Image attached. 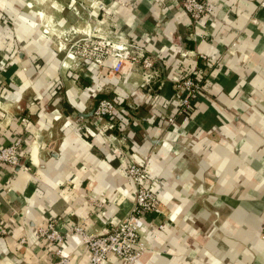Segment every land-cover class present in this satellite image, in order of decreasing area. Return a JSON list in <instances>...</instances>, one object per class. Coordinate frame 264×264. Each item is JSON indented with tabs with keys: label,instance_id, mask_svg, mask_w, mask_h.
Instances as JSON below:
<instances>
[{
	"label": "crops",
	"instance_id": "0c3cea01",
	"mask_svg": "<svg viewBox=\"0 0 264 264\" xmlns=\"http://www.w3.org/2000/svg\"><path fill=\"white\" fill-rule=\"evenodd\" d=\"M100 1L101 35L166 50L150 87L139 65L126 81L107 76L111 60L91 72L66 68L79 31L98 25L93 0H0V145L37 138L23 159L35 178L0 164V264L51 263L36 236L44 220H59L61 233L80 221L97 234L123 219L133 199L126 161L148 168L162 210L146 217L138 264H264V0H200L199 23L181 0ZM181 50L203 92L177 116L171 77ZM101 99L117 102L112 145L84 135ZM63 253L88 264L79 235H68Z\"/></svg>",
	"mask_w": 264,
	"mask_h": 264
},
{
	"label": "built area",
	"instance_id": "2783aa9c",
	"mask_svg": "<svg viewBox=\"0 0 264 264\" xmlns=\"http://www.w3.org/2000/svg\"><path fill=\"white\" fill-rule=\"evenodd\" d=\"M152 2L153 4L164 3L163 0H152ZM101 6L100 0H93L89 14L98 22V25H87L79 31L81 40L72 42L66 52V68L74 70L79 68L91 72L92 68L102 67L106 61L111 60L112 66L107 70V76H110V79L122 77L126 81L133 68L139 65L142 69L144 85L150 87L157 74L154 69V60L168 58L166 50L148 49L141 39L129 40L121 33L114 39L101 35L99 25L102 22V19L99 18ZM181 7L182 11L194 23H199L206 15V7L200 0H181ZM200 58L207 61L203 55H200ZM175 60L176 69L171 77L174 87L173 102L176 105L175 115L182 116L189 113L193 103L201 97L203 85L194 78L195 67L190 65L189 52L181 50ZM92 81L91 77L90 82ZM114 94L117 98H125L116 90H114ZM116 104L115 100L101 99L98 101L93 110L96 126L95 129L85 128L84 135L86 137L94 138L101 135L111 145L120 142V139L113 133L116 128ZM104 120L103 125H97ZM168 121L173 123V118H169ZM119 127L121 129L122 125ZM36 141L37 138L34 136L32 139L24 137L22 134L14 136L8 145H0V164L18 168L35 178L36 173L34 174L26 161L21 162V160L31 151L32 145ZM119 152L121 151L119 150ZM120 156L122 159L125 158L122 152ZM121 172L133 188V206L130 214L120 224L109 222V226L97 234L86 232L82 224L72 219L66 221L65 233H61L57 229L59 220H46L45 224L39 225L40 228L37 229L36 236L37 239L42 238L46 243L53 258L50 264L72 263L74 257L63 253L65 240L72 233L80 236L81 244L87 249L88 264H109L111 257L120 260L122 264L139 263L146 251L142 239L146 217L156 213L162 214L161 204L149 184L150 173L147 167L126 161ZM6 234L7 230L0 224V235ZM258 235L260 239L264 240V222L259 227Z\"/></svg>",
	"mask_w": 264,
	"mask_h": 264
},
{
	"label": "rangeland",
	"instance_id": "374dc122",
	"mask_svg": "<svg viewBox=\"0 0 264 264\" xmlns=\"http://www.w3.org/2000/svg\"><path fill=\"white\" fill-rule=\"evenodd\" d=\"M46 1H47V0H46ZM46 1L44 0V3H46ZM180 6H181V3H180ZM181 9H182V7H181ZM2 88H3V87H2ZM0 90H1V89H0ZM0 93H1V91H0ZM21 162H23V159L21 160ZM90 202H92V201H90ZM93 202H94L93 205H94L95 209L98 210V213H99V214L104 213L105 203H104L102 200H98V199H95ZM132 206H133V199H132V205H131V208H130L128 214H127L123 219H125V218L130 214L131 209H132ZM123 219H121L118 223H114V224H120V223L123 221ZM49 221H50V220H49ZM74 221H75V220H74ZM75 222H76V221H75ZM78 223H80V224L83 225V223L80 222V221H79ZM112 223H113V222H112ZM41 224H42V225L45 224V220L42 221ZM83 226H84V225H83ZM39 228H40V227L38 226L37 229H39ZM0 236L5 237V236H7V235H0ZM38 240L40 241V243H42V244H46L42 238H38Z\"/></svg>",
	"mask_w": 264,
	"mask_h": 264
},
{
	"label": "water",
	"instance_id": "95a60500",
	"mask_svg": "<svg viewBox=\"0 0 264 264\" xmlns=\"http://www.w3.org/2000/svg\"><path fill=\"white\" fill-rule=\"evenodd\" d=\"M52 156H54V155L52 154Z\"/></svg>",
	"mask_w": 264,
	"mask_h": 264
},
{
	"label": "bare ground",
	"instance_id": "6f19581e",
	"mask_svg": "<svg viewBox=\"0 0 264 264\" xmlns=\"http://www.w3.org/2000/svg\"><path fill=\"white\" fill-rule=\"evenodd\" d=\"M32 150V149H31Z\"/></svg>",
	"mask_w": 264,
	"mask_h": 264
},
{
	"label": "trees",
	"instance_id": "16d2710c",
	"mask_svg": "<svg viewBox=\"0 0 264 264\" xmlns=\"http://www.w3.org/2000/svg\"><path fill=\"white\" fill-rule=\"evenodd\" d=\"M116 129V128H115Z\"/></svg>",
	"mask_w": 264,
	"mask_h": 264
}]
</instances>
